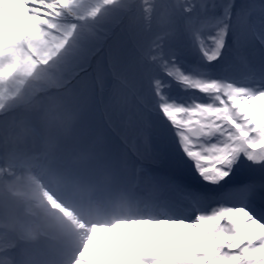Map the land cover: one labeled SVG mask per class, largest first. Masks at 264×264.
<instances>
[{"label": "snow or ice", "instance_id": "snow-or-ice-1", "mask_svg": "<svg viewBox=\"0 0 264 264\" xmlns=\"http://www.w3.org/2000/svg\"><path fill=\"white\" fill-rule=\"evenodd\" d=\"M0 264H264V0H0Z\"/></svg>", "mask_w": 264, "mask_h": 264}]
</instances>
